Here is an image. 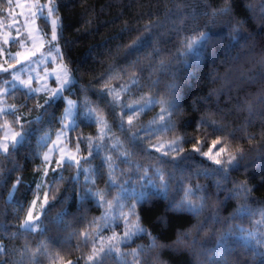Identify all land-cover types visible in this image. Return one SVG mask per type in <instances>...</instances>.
<instances>
[{
	"label": "snow or ice",
	"instance_id": "snow-or-ice-1",
	"mask_svg": "<svg viewBox=\"0 0 264 264\" xmlns=\"http://www.w3.org/2000/svg\"><path fill=\"white\" fill-rule=\"evenodd\" d=\"M259 4L261 26H264V0H259ZM231 5L232 0H224L223 7L212 9L210 13L206 12L205 15H209L210 19L204 29L180 41L181 47L178 51L182 58L181 64L189 68L192 66L189 60L192 64H198L204 58L205 52L222 38V33L213 31V29L227 27V24L215 18L230 16L232 14ZM28 7L33 10L25 17V27L29 28V35L31 32L36 33L40 39V46L36 47L33 40L31 50L18 51L13 55L6 47L7 45L19 43L20 48L24 49L27 43L19 29H17L16 37L4 35L0 43V53H7L4 63L8 60H15L14 64L8 63L7 67L0 64V118L12 117L11 120L0 119V133H2L0 135V201L9 207L13 204L18 205L16 208L18 219L20 212L25 213L23 219H19L17 230L8 233L9 239L18 235L42 234L47 230L44 219L47 218L49 209L59 204L60 207L54 219L62 221L65 209L75 199L79 202L80 208L86 209L90 203L102 209L101 215L92 217L91 220H88L86 212L83 214L86 224L77 236L79 244H83L86 248L90 247L89 254L82 257L84 264H106L109 259H112L114 264H147L149 256H152L155 264H164L159 260L161 250L165 248L175 251H180L182 248L195 250L197 245H199L198 255L207 256L208 264H218V261L224 260L226 253L231 254L236 251L230 243H241L242 250L251 253L250 258L253 264H264V207L259 208L260 219L254 221L253 229L231 224L226 230L218 231L211 248L206 247L207 240L197 241L192 238L204 228L209 220L215 224L256 214L248 202L253 188L248 184L247 179L235 184L233 189H229L226 193V199H231L235 195L242 196L245 201L231 217L221 221L218 204L212 206V212L208 218L203 222H198L191 230L179 232L171 244L159 242L158 237L142 223L143 213L161 203L164 206V214L156 218V223L164 228L169 225V214L191 213L199 217L210 206L211 194L206 185L198 183L185 186L184 184L188 178L184 175V165L193 155H199L210 162L198 164L194 173L211 179L217 191L222 189L223 182L228 180L232 171L239 170L241 167L247 171L249 165L256 167L255 157L242 147L233 148L231 143L236 138V131H244L247 125L252 123L251 119L247 120L240 129L227 131L226 124L217 123L215 120L209 122L201 117L196 124L197 130L208 123L213 133H224L212 139L206 151L203 150L207 142L206 137L205 139L194 138V142L188 149L182 146L188 140L185 135L175 136L171 140L158 139L152 142L151 138L157 133L163 136L176 128L177 121L173 119V116L179 117L184 100L181 95L179 78L176 73H171V79L166 86V95L159 99L154 96H145L142 98L143 102L140 100L125 102L131 90L140 86L141 74L145 70H150L149 79L152 85L160 82L158 74L169 70L170 61L161 55L159 41H150L151 26L146 25L144 32L127 45L125 55L128 57L135 56L141 48L150 47V51L143 57L137 56L127 68L119 70L128 74L127 81L120 84L118 88L114 87L112 81L123 77L110 74L100 88L95 90L98 100H103L105 108L109 110L106 114L99 103L87 99L88 89H81L85 92L83 100H72L64 95L65 92L69 95L74 94L72 90L77 84V79L65 61L59 43L64 32L62 17L58 12L59 0H47L43 4L35 0ZM246 7L254 16L256 15V10L251 4H247ZM8 10L11 13L10 0ZM183 11V6L178 4L177 14ZM37 19L42 20L45 25H50V35L42 28L35 26ZM29 20L31 25L27 23ZM242 23L243 21H237L227 32L232 46L240 45L241 41H244L245 45L252 41L254 46V37L242 31ZM8 27H15V24ZM87 55L90 56L91 51ZM48 64L55 66L49 71ZM41 67L44 68L43 77H40L38 72ZM5 74H8L10 78L5 79ZM24 76H27V79H24ZM50 79H54L56 87L49 88L47 81ZM34 83L35 87H33ZM16 92H20L25 99H32L38 93L47 94L43 104H36V108L41 111L34 119L25 120L22 115L18 114L19 109L15 105L7 103L6 97ZM212 94L210 93L209 96ZM204 99L200 98L201 101ZM257 101L264 103V95L258 96ZM196 102L193 100V107ZM59 104L65 106L62 114L57 117L56 109ZM156 104L160 105L157 117L149 122L148 127L143 124L137 126L139 118ZM117 107L120 109L119 128L122 132L129 133L123 140L109 135L111 124L108 116L112 115V110ZM246 110L250 117L254 115L252 102L246 103ZM45 116L49 117L48 121H45ZM125 116L127 128H125ZM113 119H115L114 116ZM56 120L59 121L60 127L55 132L56 138L52 139L51 127L49 126L48 131H44L43 127L45 123L50 124L51 121ZM81 123H88L89 126L96 125L97 134L89 137L77 136L73 144L69 133L75 132ZM33 134L37 136V149L46 148L42 152L32 151V157L40 159V164L34 171L42 173L40 182L35 187L37 192L43 189L44 194L42 200L39 195H36L25 210L24 204L16 200V190L23 183L22 178L16 177L8 191L7 198L4 197L3 186L20 166L17 156L25 146L30 144ZM246 138L251 144L254 136L246 134ZM85 140H87V154H81V145ZM145 141H148L146 146ZM125 144L131 147L125 148ZM137 147L142 148L149 159L152 158L153 153L157 154L156 163L144 165L139 160L133 159ZM101 153L104 154L101 155ZM97 157L102 161L99 167L92 164ZM5 161L9 166H5ZM53 162L55 167H51ZM66 169L72 170L67 177L63 174ZM49 173L56 174L55 184H52L50 180L45 184ZM81 176L84 177L83 183L80 181ZM101 180L104 185L102 188L97 186ZM62 182H69V186L62 190L60 188ZM258 183H264V176L260 177ZM181 192L182 195L177 198ZM197 193L200 195L197 196ZM259 203L264 204V201ZM37 204H39L38 212L36 211ZM121 223L123 230L117 232L115 229L120 228ZM7 230L6 217L0 211V264H39L40 256H45L49 264H79V258L77 260L65 259L59 253L51 252L44 242H41L35 250L29 247L27 240L20 249L10 248L4 242V233ZM105 231H110L111 235L105 237L103 235ZM208 236L209 233L206 232L205 237ZM142 237H147L149 241L146 246H137L124 251L130 241L135 242L136 238ZM224 264H227V261H224ZM244 264H248V261H244Z\"/></svg>",
	"mask_w": 264,
	"mask_h": 264
},
{
	"label": "trees",
	"instance_id": "trees-1",
	"mask_svg": "<svg viewBox=\"0 0 264 264\" xmlns=\"http://www.w3.org/2000/svg\"><path fill=\"white\" fill-rule=\"evenodd\" d=\"M178 4L184 8L183 13L179 15L177 14ZM247 4H251L256 10L255 16L246 7ZM223 6L224 0H59L58 12L64 25L63 37L59 43L61 51L64 53V59L77 79V84L72 90L74 94L65 93L73 100H83L85 92L81 89H88L87 99L99 103L107 114L109 110L105 108L103 100H98L95 90L100 88L110 74H118L123 77L112 81L114 87L118 88L120 84L127 81L128 74L119 70L127 68L137 56L143 57L150 51V47H144L135 56L128 57L125 55L127 45L144 32L146 25H150L152 29L150 41H159L161 55L170 61L169 70L158 74L160 82L156 85H152L149 79L150 70H145L141 74L140 86L131 90L125 102L130 103L133 100L143 102L142 98L145 96H154L159 99L166 95V86L171 79V73H176L179 78L181 95L184 100L179 117L173 116V119L177 121L176 128L163 136L157 133L151 138L152 141L154 139L171 140L175 136L185 135L188 140L182 146L188 149L194 142V138L205 139L206 137L207 142L203 148L205 150L212 139L222 136L224 133H213L212 127L208 123L197 130L196 124L201 117L209 122L215 120L217 123L226 124L227 131L240 129L247 120L251 119L252 121L244 131H236V138L231 143L233 148L242 147L255 157L257 166L249 165L247 171L244 167L232 171L228 180L223 182L221 190L215 189L211 179L194 173L198 164L201 162L207 164L210 163L209 161L199 155H193L184 165V175L188 177L184 181L185 186L203 184L208 187L211 194L210 206L199 217L193 216L191 213L169 214V225L164 228L156 223V218L164 214L163 203L143 213L142 223L153 235L158 237L161 243L171 244L179 232L193 229L198 222H203L211 215L212 206L217 204L221 221L231 217L245 201L242 196L235 195L231 199H226V193L242 180L247 179L248 184L253 188L248 202L256 214L237 218L234 221L228 219L227 222L215 224L209 220L204 228L198 234H194L192 238L197 241L207 240L206 247L211 248L218 231L226 230L231 224L241 225L245 229H253L254 221L260 219L258 210L264 207V204L259 203L264 201V183H258L260 177L264 176V103L257 101L258 96L264 95V26H261L259 16V0H232V14L227 17L217 16L215 18L217 21H224L227 24V27L213 29V31H220L222 38L218 39V42L205 52L204 58L198 64H192V61L189 60V64L192 65L189 68L180 63L182 59L178 51L181 47L180 41L184 37L204 29L210 19L209 15H205L206 12L210 13L212 9ZM237 21H243L242 31L254 37V46L252 41H249L247 45L241 41L240 45L232 46L227 32ZM90 51L91 55L89 56L87 54ZM210 93L213 94L209 96ZM11 96L10 102L19 109L25 120L34 119L41 111L36 108V104H43L45 98V95L41 94L40 97L34 96L32 99H25L20 92ZM200 98L205 99L201 101ZM193 100L197 101L195 107L192 105ZM247 102H252L254 105V115L251 117L246 110ZM64 106V104L57 105V117L62 114ZM159 111V104L151 107L139 118L137 126L143 124L148 127L149 122L157 117ZM119 115L120 109L117 107L112 110V115L108 116L111 124L109 135L123 140L129 133L122 132L119 128ZM44 119L48 121L49 117L45 116ZM49 126L53 137L55 131L60 127V123L58 120L51 121L50 124L45 123L43 130H48ZM125 128H127L126 116ZM96 134V125L89 126L88 123H81L75 132L69 133V136L74 144L77 136L89 137ZM246 134L254 136L251 144H249ZM147 143L148 141H145V146ZM124 147L130 148L131 146L125 144ZM35 150L41 151V149H37V136L33 134L30 144L25 146L17 156L20 166L3 186V194L7 198L8 191L16 177L22 178L23 183L16 190V200L24 204L25 210L30 205L34 196L33 190L42 176V173L34 171L40 164L39 158L32 157V151ZM135 152L133 159L139 160L141 164L156 163L155 156L157 154L153 153L152 158L149 159L142 148L137 147ZM81 154H87V140L81 145ZM103 154L101 153V155ZM4 163L5 166H9L7 161ZM101 163L99 157L92 161L95 167H99ZM71 172V169H66L64 174L67 177ZM55 176L56 174L49 173L45 183L47 184L50 180L52 184H55ZM83 180L84 177L81 176V183ZM68 186L69 182L60 184L62 190ZM97 186L102 188L103 181H99ZM179 195H182V192L177 195V198ZM198 195L200 193H197ZM17 207L16 204L9 207L0 201V211L6 217L8 225V230L4 233V242L10 248L20 249L27 240L29 247L35 250L41 242H44L51 252L59 253L65 259L77 260L79 258V264H84L82 257L89 254L90 247L86 248L83 244H79L77 236V233L86 224L83 214L86 212L88 220H91L92 217H99L102 209L90 203L86 209L80 208L79 202L73 199L70 206L65 209L63 220L60 221L54 219L60 207L59 204H56L55 207L49 209L47 218L44 219L47 229L45 232L18 235L9 239L8 233L17 230L19 219H23L25 214L20 212L18 219ZM206 232L209 233L208 237H205ZM148 243L147 237L136 238L135 242L130 241L127 247H130V250L131 247L146 246ZM230 246L236 251L231 254L226 253L224 260L218 261V264H224V261H227V264H244V261L253 264L250 258L251 253L244 252L241 243H230ZM198 252L199 245L195 250L182 248L180 251H175L165 248L159 252V260L164 264H208L207 256L198 255ZM39 264H49V260L45 256H40ZM106 264H114V261L109 259ZM147 264H155L152 256L148 257Z\"/></svg>",
	"mask_w": 264,
	"mask_h": 264
},
{
	"label": "rangeland",
	"instance_id": "rangeland-1",
	"mask_svg": "<svg viewBox=\"0 0 264 264\" xmlns=\"http://www.w3.org/2000/svg\"><path fill=\"white\" fill-rule=\"evenodd\" d=\"M11 5H12V11L11 13L8 10V5H9V0H2V3H0V43H2V37L4 35H10V37H16L17 36V29L20 30L23 38L27 41L25 48L21 49L19 43L16 44H9L6 47L9 49V51L15 55V53H17L18 51H26V50H31L33 48V40L35 41V46L39 47L40 46V39L39 37L36 35L35 32H31V34L29 35V28L25 27V17L30 13V11H32L33 9H30L28 6L32 3L35 2V0H10ZM40 3H46L47 0H39ZM29 25H31V21L29 20L27 22ZM15 24V27H8L9 25H13ZM35 26H38L40 28L43 29L44 32L49 33L50 35V25H45L44 22L42 20L37 19L35 21ZM7 58V53H0V64H3L4 67H7L8 63H15V60H8L7 63H4L5 59ZM57 63H59V61H57ZM54 64H48V70L50 71L52 67H54ZM39 75L40 77H43L44 75V68L41 67L38 69ZM5 79H9L10 76L8 74L4 75ZM24 79H27V76L23 77ZM47 84L49 86V88H54L56 87L55 81L54 79H50L47 81ZM36 84H33V87H35ZM43 94L46 97V93H38L36 94V96L40 97V95ZM66 97L70 98L73 100L72 97L68 96L66 93L64 94ZM11 95H9L8 97H6L7 103L9 105H13L12 102H10L9 99H11L10 97ZM35 96V97H36ZM19 115H22L21 112L18 113ZM0 119H7V120H11L12 117H4V118H0ZM48 131V130H46ZM56 132V131H55ZM0 135H2V133H0ZM55 133L52 137V139H55ZM158 139H154L152 142H156ZM49 143H51V141H49ZM208 148V147H207ZM207 148L205 149V151L207 150ZM46 150L45 149H41V152ZM51 167H55V163L53 162V164L51 165ZM64 174V173H63ZM65 175V174H64ZM40 180L37 182L39 183ZM46 184V183H45ZM33 199L35 198L36 195H39L40 199H43V189H41L39 192H37V189L35 187V190H33ZM32 199V200H33ZM31 200V201H32ZM36 211H39V204L36 205ZM117 232H120L123 230V226L121 228H116L115 229ZM103 235L105 237L110 236L111 232L110 231H105L103 233ZM130 247H127L124 249V251H129ZM131 248H136V247H131ZM130 258V257H129Z\"/></svg>",
	"mask_w": 264,
	"mask_h": 264
}]
</instances>
